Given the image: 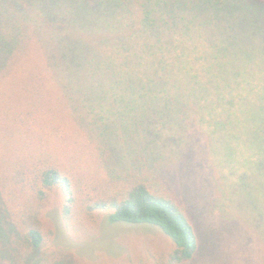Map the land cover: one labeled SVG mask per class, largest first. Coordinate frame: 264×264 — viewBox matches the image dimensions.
<instances>
[{
    "label": "trees",
    "instance_id": "1",
    "mask_svg": "<svg viewBox=\"0 0 264 264\" xmlns=\"http://www.w3.org/2000/svg\"><path fill=\"white\" fill-rule=\"evenodd\" d=\"M3 1L9 8L6 16H0L2 92L10 100L12 94L15 98L19 94L21 101L25 99L30 108L38 109L39 116H46V122L52 120L48 105L55 100V82L95 104L90 107H105L113 113L122 122V133H128L126 128L132 122L141 125V130H131L132 138L142 137L143 132L155 137L163 125L181 124V129L186 127L184 133L195 126L192 137L186 135L183 139L185 143L195 141L202 138L199 126L196 129L198 124L206 122L216 128L214 131L225 127L230 109L239 114L238 124L264 130V84L258 98L248 102L241 92L245 81L238 79L241 69L228 65L232 72L228 69L230 73H224L231 82L214 86L216 105L211 106L212 99L205 102L207 97L199 98L197 93L199 86L208 81H200L202 73L198 71H182L180 64L188 53L192 30L218 25L226 15L244 9L240 0ZM32 10L39 11L41 20H26ZM59 23L68 28L64 30L57 26ZM216 49L221 54L211 56L212 63L227 57V47ZM236 94L242 105L240 111L233 103ZM103 100L110 101V107L104 106ZM1 101L0 134L5 132V139L0 138V143L4 142L0 147V264H57L68 257L65 250L47 257L40 255L44 234L39 212L48 191L53 189H59L65 197L62 212L68 224L77 203L83 215L106 211L108 224L157 227L169 238L170 245L166 251L147 248L153 264H193L199 256L204 260L202 264H217L213 241L203 240L195 225L194 208L183 201L182 193L166 178L161 179L158 171L111 182L75 177L60 166L45 141L34 144L27 137L25 143H19L17 122H8L19 114L16 107L20 103L14 100L5 108L3 102L8 99ZM215 106L226 113L221 119L206 121L202 112L208 113ZM189 112L195 113L194 119H187ZM27 113L30 118L38 116L33 109ZM149 119L159 128H145L143 124ZM46 122L42 127L47 126ZM256 155L249 161L251 169L263 174L264 160L257 162L260 155ZM142 259L127 252L109 264H145Z\"/></svg>",
    "mask_w": 264,
    "mask_h": 264
},
{
    "label": "rangeland",
    "instance_id": "2",
    "mask_svg": "<svg viewBox=\"0 0 264 264\" xmlns=\"http://www.w3.org/2000/svg\"><path fill=\"white\" fill-rule=\"evenodd\" d=\"M246 1L249 2H246L247 6L242 5L245 0H240L244 9L226 15L220 24L202 25L200 29L192 30L188 53L184 50L186 56L180 61L182 71H198L202 73L198 77L200 81L210 82L211 85L208 82L200 85L197 93L199 98L207 97L208 100L203 99L205 102L212 99L211 106L216 105L214 86L231 82L227 75L232 69L228 65L241 69L238 79L245 81L242 82L245 87L241 84V92L248 102L257 99L258 93L263 91L264 0ZM6 3L0 0V16H6L9 8ZM29 15L26 16L29 22L41 20L37 10L30 11ZM60 23L57 26H62ZM62 28L66 30L68 27ZM216 47H227V57L212 63L210 57L221 54ZM195 55L198 59L191 58ZM54 84L55 100L48 105V114L52 116L50 122H46V116H39L37 108L25 104V99L21 101L19 94L16 98L10 94V100L0 86V99H8L2 103L5 108L14 100L20 103L16 107L19 114L8 122L12 125L17 122L15 125L19 130L16 135L20 144L25 143L27 137L34 144L45 141L61 167L87 181L111 182L143 174L150 176L151 171H158L161 179L166 178L171 187L182 193L183 201L194 208L195 225L203 240L213 241L217 264L264 262V251L261 252L264 227L260 225L264 224V173L252 171L249 162L252 156L258 157L256 154L260 155L257 162L264 160L263 129L238 124L239 114L230 109L229 123L225 127L214 131L216 128L206 122L198 124L196 129L199 126L202 138L195 141L191 139L185 143L183 140L186 135L192 137L195 126L188 127L184 133L186 127L181 129V124L159 128L153 119L146 120L143 125L149 130L159 128L160 133L154 137L152 133L143 132L142 137L132 138L131 132L141 130V125L132 122L130 128H126L128 133H122L121 120L105 107L92 108L94 103L82 100L80 95L62 86L64 84ZM235 91L238 94L236 87ZM237 94L233 103L240 111L242 105H239ZM107 101L101 102L110 107V101ZM216 108L208 113L202 112L206 121L221 119L226 113L220 107ZM30 109L38 116L30 118L27 113ZM194 114L189 112L187 119H194ZM246 114L249 117V113ZM242 116H245L244 112ZM42 122L47 126L42 127ZM0 138L5 139V132ZM3 145L4 142L0 143V147ZM64 203L65 197L59 189L49 190L39 212L44 234L40 255L47 257L58 250H65L68 254L57 264H109L127 252L135 257L140 255L145 264H153L147 248L152 252L166 251L170 245L169 238L155 226L108 224L106 211L83 215L79 213L77 203L68 224L63 218ZM201 252H206V248L203 247ZM203 261L199 256L192 263L202 264Z\"/></svg>",
    "mask_w": 264,
    "mask_h": 264
}]
</instances>
